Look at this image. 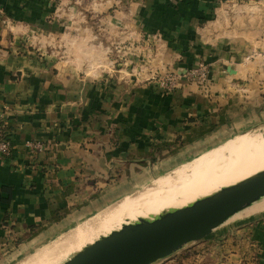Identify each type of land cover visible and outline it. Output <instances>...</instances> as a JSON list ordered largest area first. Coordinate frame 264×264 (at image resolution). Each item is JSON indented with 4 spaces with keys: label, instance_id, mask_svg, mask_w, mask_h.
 I'll use <instances>...</instances> for the list:
<instances>
[{
    "label": "crops",
    "instance_id": "0c3cea01",
    "mask_svg": "<svg viewBox=\"0 0 264 264\" xmlns=\"http://www.w3.org/2000/svg\"><path fill=\"white\" fill-rule=\"evenodd\" d=\"M262 50L264 0H0V259L127 196L144 166L175 168L264 119L248 58ZM198 63L205 86L185 76ZM165 72L179 76L168 92ZM263 224L155 264H264Z\"/></svg>",
    "mask_w": 264,
    "mask_h": 264
},
{
    "label": "bare ground",
    "instance_id": "6f19581e",
    "mask_svg": "<svg viewBox=\"0 0 264 264\" xmlns=\"http://www.w3.org/2000/svg\"><path fill=\"white\" fill-rule=\"evenodd\" d=\"M243 135L248 133L237 136ZM246 141L248 144H244L241 151L233 143L203 154L197 162L173 170L159 182L136 192L129 202L97 213L74 229L62 233L42 250L32 264H60L86 245L139 218L149 219L167 209L184 207L263 171L264 134L254 133ZM259 207H264V203Z\"/></svg>",
    "mask_w": 264,
    "mask_h": 264
},
{
    "label": "water",
    "instance_id": "95a60500",
    "mask_svg": "<svg viewBox=\"0 0 264 264\" xmlns=\"http://www.w3.org/2000/svg\"><path fill=\"white\" fill-rule=\"evenodd\" d=\"M263 199L264 170L184 207L167 209L149 219L139 218L86 245L60 264H154L223 225L264 216V208L252 215L243 214Z\"/></svg>",
    "mask_w": 264,
    "mask_h": 264
},
{
    "label": "rangeland",
    "instance_id": "374dc122",
    "mask_svg": "<svg viewBox=\"0 0 264 264\" xmlns=\"http://www.w3.org/2000/svg\"><path fill=\"white\" fill-rule=\"evenodd\" d=\"M110 11V10H109ZM111 12V11H110ZM108 14V13H107ZM140 72H142V74H143V71H140ZM139 72V73H140ZM158 70L154 73V74H158ZM168 74H171V75H175L176 76V82H175V84H174V86L173 87H171V88H169V89H165V88H163L162 86H161V82H162V80L164 79V77L166 76V75H168ZM158 77H156V75H155V77L154 78H157L158 79V82H159V87H160V89L163 91V92H168V91H171V90H173L176 86H177V82H178V78H179V76H178V74L177 73H173V72H165L164 74L162 73V74H160V75H157ZM139 77H141V76H139ZM187 80H189V81H193V82H196L197 84H198V77H195V78H192V79H189V78H186ZM208 79V78H207ZM204 89H206V88H204ZM264 119H262V120H260V122H261V124H259L260 122H258L257 124H255V125H253V126H251L249 129H243L242 131H240V132H237V133H235V134H233V135H235V136H233V135H231L230 137H228L229 139L228 140H226L224 143H222L221 145H219V146H217V147H213V148H211V149H209V150H207V151H205V152H203V153H196V155L190 160V161H188V162H186V163H184V164H182V165H179V166H177V167H175V168H170L169 166H171V165H166V166H161V167H159L158 166V162L156 163V161H155V163H153L152 164V167H150V168H152V170L153 171H151L150 172V168L148 169V167H146V166H144L143 167V169H141V170H139V172H143V170L145 169L146 171H149L148 172V174L142 179V181L140 182V183H138V184H135V185H132V191H130V193H128V195L127 196H125V197H123V198H121L120 200H118V201H116L115 203H113V204H111V205H109V206H106L105 208H103L102 210H100V211H98V212H96V213H94L93 215H91L90 217H88V218H86V219H84V220H77V221H74L72 224V227L71 228H69V229H67L66 231H64V232H67V231H70V230H72V229H74L75 227H77L78 225H80V224H82V223H84L85 221H87V220H89L90 218H92L93 216H95V215H97V213H100V212H103V211H107L108 209L109 210H112V209H114L116 206L118 207V206H120V204L122 203V204H125V203H127V202H129L130 200H131V198L133 197V195L137 192L138 193V191L140 192V191H142V190H144L146 187H148V186H150L151 184H154V183H157V182H159L161 179H163L164 177H166L168 174H170L169 172H171V171H175L176 169H179V168H181V167H183V166H187V165H189V164H191L192 162H197L198 161V159L201 157L200 155H202V154H210V153H212V152H215V151H218V150H220V149H223L225 146H227L228 144H233V143H235V145L237 146V149L239 150V151H241V149H242V147H243V145L244 144H248V141H246V140H248V137H250L251 135H253L254 133L255 134H264ZM259 124V125H258ZM257 130V131H256ZM244 132H246V133H248V135H243V136H237L236 134H240V133H244ZM233 136V137H232ZM246 138V140L244 141V142H241L243 139H245ZM173 152H171V151H169L166 155H161L160 157H159V159L160 158H164V157H166V156H168V155H171ZM197 156H199V157H197ZM138 169V168H137ZM144 170V171H145ZM137 173H138V171H137ZM141 176H143V175H141ZM159 180V181H158ZM135 187V188H134ZM264 200V199H263ZM262 200V201H263ZM262 201H260V202H262ZM117 203V204H116ZM121 204V205H122ZM259 205V204H258ZM113 206V207H112ZM257 206V205H256ZM112 208V209H111ZM254 208V207H253ZM264 207H261L260 209H258V210H261V209H263ZM106 209V210H105ZM250 209H252V208H250ZM250 209L249 210H247V212L248 211H250ZM246 211L245 212H243V214L244 213H247ZM261 216H259V217H257V218H260ZM256 218V219H257ZM63 232V233H64ZM62 234V233H61ZM57 236H60V235H57ZM208 237V236H207ZM207 237H205V238H203V239H201V240H197V241H192V242H189V243H187L183 248H181L180 250H178L177 252H175L174 254H172V255H175V254H181V253H183L184 251H187V250H192V249H194V248H196V247H198L199 246V244L200 243H203L205 240H206V238ZM56 239V238H55ZM55 239H53V240H55ZM52 240V241H53ZM51 241H48L47 243H40V244H38V245H36V248L34 249V251H32L31 253H29V254H27V255H20V254H18V255H16L15 257H13L12 259H0V264H32V262H34V260H36V258L38 257V255L42 252V250L50 243ZM169 257V256H168ZM29 258V259H28ZM25 261V262H24ZM159 261H162V260H158L157 262H159ZM27 262V263H26ZM156 262V263H157ZM155 264V263H154Z\"/></svg>",
    "mask_w": 264,
    "mask_h": 264
},
{
    "label": "built area",
    "instance_id": "2783aa9c",
    "mask_svg": "<svg viewBox=\"0 0 264 264\" xmlns=\"http://www.w3.org/2000/svg\"><path fill=\"white\" fill-rule=\"evenodd\" d=\"M254 58V60L257 61V68L258 72L262 75V78L264 79V50L262 51H255L253 52L248 58ZM186 78L192 79L195 77H198V81L203 82V85L205 86L206 78L208 77L207 69L204 64L198 63V65L191 67L189 70H187L185 74ZM176 76L168 74L164 77L162 82L160 83L161 86L165 89H169L174 86L176 82ZM11 151V146L8 138L6 135L1 134L0 135V153L4 156L9 155ZM263 230H264V224H263Z\"/></svg>",
    "mask_w": 264,
    "mask_h": 264
}]
</instances>
